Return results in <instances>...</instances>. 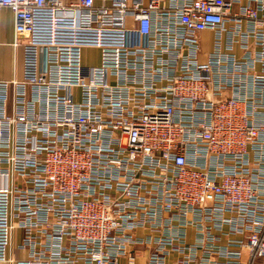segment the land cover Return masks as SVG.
<instances>
[{"label":"built area","instance_id":"1","mask_svg":"<svg viewBox=\"0 0 264 264\" xmlns=\"http://www.w3.org/2000/svg\"><path fill=\"white\" fill-rule=\"evenodd\" d=\"M0 7V264H264V0Z\"/></svg>","mask_w":264,"mask_h":264},{"label":"crops","instance_id":"2","mask_svg":"<svg viewBox=\"0 0 264 264\" xmlns=\"http://www.w3.org/2000/svg\"><path fill=\"white\" fill-rule=\"evenodd\" d=\"M14 14L8 7H0V80L9 81L19 78L21 74V47L16 45ZM207 45H210L207 43ZM20 232L14 234V243L19 240ZM10 254L23 257L24 252L10 250ZM10 264V263H3ZM120 264H125L120 260Z\"/></svg>","mask_w":264,"mask_h":264},{"label":"rangeland","instance_id":"3","mask_svg":"<svg viewBox=\"0 0 264 264\" xmlns=\"http://www.w3.org/2000/svg\"><path fill=\"white\" fill-rule=\"evenodd\" d=\"M83 57L85 62L96 64L98 62L99 52L95 49H84Z\"/></svg>","mask_w":264,"mask_h":264}]
</instances>
